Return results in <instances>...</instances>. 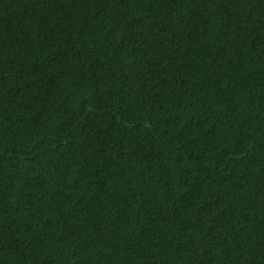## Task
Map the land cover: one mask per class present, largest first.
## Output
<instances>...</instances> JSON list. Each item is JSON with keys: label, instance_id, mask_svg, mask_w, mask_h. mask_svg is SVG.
<instances>
[{"label": "trees", "instance_id": "1", "mask_svg": "<svg viewBox=\"0 0 264 264\" xmlns=\"http://www.w3.org/2000/svg\"><path fill=\"white\" fill-rule=\"evenodd\" d=\"M0 264H264V0H0Z\"/></svg>", "mask_w": 264, "mask_h": 264}]
</instances>
